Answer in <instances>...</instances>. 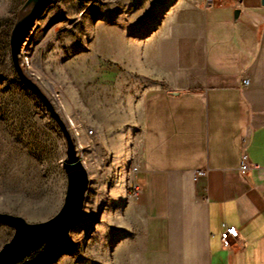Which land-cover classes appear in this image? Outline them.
I'll use <instances>...</instances> for the list:
<instances>
[{"label": "crops", "instance_id": "obj_1", "mask_svg": "<svg viewBox=\"0 0 264 264\" xmlns=\"http://www.w3.org/2000/svg\"><path fill=\"white\" fill-rule=\"evenodd\" d=\"M152 5L111 37L109 52L96 51L117 79L146 87L133 177L143 251L185 264H264V4ZM224 223L240 234L228 248Z\"/></svg>", "mask_w": 264, "mask_h": 264}, {"label": "rangeland", "instance_id": "obj_2", "mask_svg": "<svg viewBox=\"0 0 264 264\" xmlns=\"http://www.w3.org/2000/svg\"><path fill=\"white\" fill-rule=\"evenodd\" d=\"M27 1L0 0V212L35 223L56 215L64 203L67 140L13 63L11 34L31 8ZM153 1L50 0L24 41L22 67L64 121L75 123L79 143L70 132L90 183L70 235L47 241L16 264H185L152 260L143 251L142 210L132 183L141 158L146 87L123 83L112 75L110 61L96 56L110 51L113 35L142 22ZM14 233L0 223V249Z\"/></svg>", "mask_w": 264, "mask_h": 264}, {"label": "water", "instance_id": "obj_3", "mask_svg": "<svg viewBox=\"0 0 264 264\" xmlns=\"http://www.w3.org/2000/svg\"><path fill=\"white\" fill-rule=\"evenodd\" d=\"M50 0H28L26 6L31 8L15 24L11 34V56L15 69L23 81L47 107L62 129L67 140V157L62 165L67 175V189L64 203L56 215L42 222H28L20 215L0 212V223L13 227L15 233L0 249V264H16L43 244L56 238L68 237L73 226L83 214L84 203L90 183L87 166L77 155L76 143L72 133L51 99L23 69L20 50L33 28L36 20L42 16ZM264 4V0H262Z\"/></svg>", "mask_w": 264, "mask_h": 264}, {"label": "built area", "instance_id": "obj_4", "mask_svg": "<svg viewBox=\"0 0 264 264\" xmlns=\"http://www.w3.org/2000/svg\"><path fill=\"white\" fill-rule=\"evenodd\" d=\"M219 3V0H206L207 6H213L217 5ZM246 83H248V79L245 80ZM93 130L90 129L89 133L93 134ZM241 170L243 173L250 168V164L248 161L243 158L242 164H241ZM136 169V168H135ZM206 174L205 170H198L195 173V179H199L200 177L204 176ZM133 188V198H136L139 192L141 191L140 186L137 183H132ZM240 237L239 230L234 225H228L227 223L223 224V230L221 232V241L224 247L228 248L231 246V242L233 239H238Z\"/></svg>", "mask_w": 264, "mask_h": 264}, {"label": "bare ground", "instance_id": "obj_5", "mask_svg": "<svg viewBox=\"0 0 264 264\" xmlns=\"http://www.w3.org/2000/svg\"><path fill=\"white\" fill-rule=\"evenodd\" d=\"M26 71H27V67H26ZM28 73V72H27ZM58 100V102H59V104H60V109L61 110H64L65 109V107H64V105L62 104V102L59 100V99H57ZM67 125H68V127H69V129L71 130V131H73V134L75 135V138L77 139V143H79L80 141H79V139H80V134H79V132H78V130L76 129V127H75V123L73 122V120L71 119V118H68L67 119ZM81 153H82V155L84 156V154H83V152L81 151ZM84 159V158H83ZM132 196H133V194H132Z\"/></svg>", "mask_w": 264, "mask_h": 264}]
</instances>
